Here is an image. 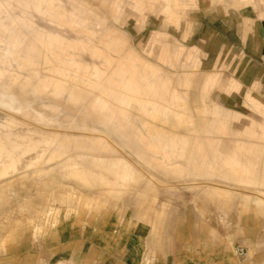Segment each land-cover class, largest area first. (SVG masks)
Returning a JSON list of instances; mask_svg holds the SVG:
<instances>
[{"label": "rangeland", "instance_id": "1", "mask_svg": "<svg viewBox=\"0 0 264 264\" xmlns=\"http://www.w3.org/2000/svg\"><path fill=\"white\" fill-rule=\"evenodd\" d=\"M59 5L0 44V264H264V0Z\"/></svg>", "mask_w": 264, "mask_h": 264}, {"label": "bare ground", "instance_id": "2", "mask_svg": "<svg viewBox=\"0 0 264 264\" xmlns=\"http://www.w3.org/2000/svg\"><path fill=\"white\" fill-rule=\"evenodd\" d=\"M61 0H0V44L4 43L7 51L15 56V60L21 62L22 66L28 68L34 65L35 59H40L42 49H47L52 56H57L54 52L59 49V36L54 34H47L46 31L40 30L33 21V13L36 12L52 22H67L70 18L73 23H77V16L75 13L71 14V9L66 7L65 10L61 8L59 2ZM70 5H73L74 0H67ZM80 25L86 27L87 23L82 22ZM71 49H75L72 47ZM69 55L68 49L64 50L63 60L66 61ZM0 61H2L0 59ZM13 79L8 75L5 68L0 69V88L5 92H10ZM126 90L124 92L142 94L152 89H137L135 86L149 85L154 88L155 83L143 77L139 79H121ZM141 81V82H138ZM49 82V80H48ZM151 84V85H150ZM44 86L39 84L37 91L42 92ZM155 90V89H154ZM156 91V90H155ZM153 93V90H152ZM143 95V94H142ZM13 99H15L13 97ZM245 151L233 152L228 162L230 164H240L241 155L245 156ZM4 151V146L0 143V157ZM253 153L252 151L248 152ZM1 161V160H0ZM168 162L177 163L173 158L167 157ZM251 163V160L249 161ZM8 170L4 169L2 174H7Z\"/></svg>", "mask_w": 264, "mask_h": 264}, {"label": "crops", "instance_id": "3", "mask_svg": "<svg viewBox=\"0 0 264 264\" xmlns=\"http://www.w3.org/2000/svg\"><path fill=\"white\" fill-rule=\"evenodd\" d=\"M261 29L264 31V23L261 24ZM263 43H264V36H263ZM259 62L260 63H263V65H261L264 69V54H263V58L259 59ZM209 255V254H208ZM207 255L208 259H209V256Z\"/></svg>", "mask_w": 264, "mask_h": 264}]
</instances>
